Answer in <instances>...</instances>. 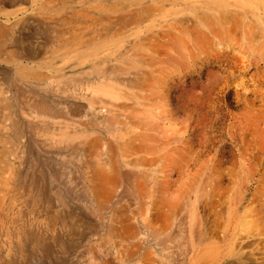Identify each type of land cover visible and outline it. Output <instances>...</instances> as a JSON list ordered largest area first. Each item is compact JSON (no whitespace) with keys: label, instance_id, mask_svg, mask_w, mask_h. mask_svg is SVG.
<instances>
[{"label":"rangeland","instance_id":"rangeland-1","mask_svg":"<svg viewBox=\"0 0 264 264\" xmlns=\"http://www.w3.org/2000/svg\"><path fill=\"white\" fill-rule=\"evenodd\" d=\"M0 264H264V3L0 0Z\"/></svg>","mask_w":264,"mask_h":264},{"label":"bare ground","instance_id":"bare-ground-1","mask_svg":"<svg viewBox=\"0 0 264 264\" xmlns=\"http://www.w3.org/2000/svg\"><path fill=\"white\" fill-rule=\"evenodd\" d=\"M136 1V0H135ZM130 2V1H129ZM261 2H263L264 3V0H242V4L244 5V8L245 7H251V6H253V5H257V4H259V3H261ZM109 4V3H108ZM119 6V5H118ZM126 6V5H125ZM163 8V7H162ZM263 9V8H262ZM111 10H113V9H111ZM149 10V9H148ZM103 16V15H102ZM137 18V17H136ZM136 18H135V20H136ZM3 35V34H2ZM205 36H206V34H205ZM206 39V38H205ZM216 43V42H215ZM217 44V43H216ZM199 46V45H198ZM200 48H201V46H199ZM212 47V46H211ZM207 48V47H206ZM218 50V49H217ZM221 50V49H220ZM208 53V52H207ZM198 54V53H197ZM223 58V57H222ZM208 59V58H207ZM18 70V69H17ZM19 72V71H18ZM20 74V73H19ZM115 110V109H114ZM103 173V172H102ZM213 253V252H212ZM230 253V252H229ZM215 255V254H214ZM214 255H211L212 257L214 256ZM211 256H209L210 257V259H212L211 258ZM193 260V259H192ZM221 260L222 261H226L227 260V257L226 256H222L221 257ZM235 260V259H234ZM207 261H209V258H208V260ZM205 262H206V260H205ZM230 262V261H229ZM204 263V262H203Z\"/></svg>","mask_w":264,"mask_h":264}]
</instances>
